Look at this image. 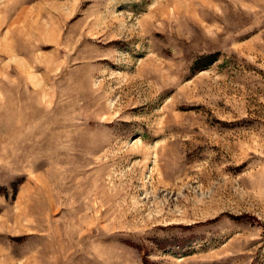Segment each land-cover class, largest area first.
I'll use <instances>...</instances> for the list:
<instances>
[{"label": "rangeland", "instance_id": "rangeland-1", "mask_svg": "<svg viewBox=\"0 0 264 264\" xmlns=\"http://www.w3.org/2000/svg\"><path fill=\"white\" fill-rule=\"evenodd\" d=\"M0 264H264V0H0Z\"/></svg>", "mask_w": 264, "mask_h": 264}]
</instances>
